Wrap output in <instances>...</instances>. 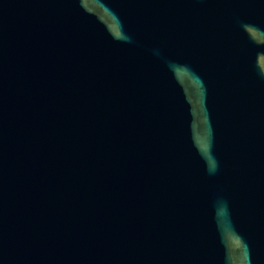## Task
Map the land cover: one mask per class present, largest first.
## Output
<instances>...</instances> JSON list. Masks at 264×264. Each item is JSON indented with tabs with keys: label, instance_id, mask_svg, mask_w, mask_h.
I'll use <instances>...</instances> for the list:
<instances>
[{
	"label": "water",
	"instance_id": "water-1",
	"mask_svg": "<svg viewBox=\"0 0 264 264\" xmlns=\"http://www.w3.org/2000/svg\"><path fill=\"white\" fill-rule=\"evenodd\" d=\"M0 264H264V0H0Z\"/></svg>",
	"mask_w": 264,
	"mask_h": 264
}]
</instances>
